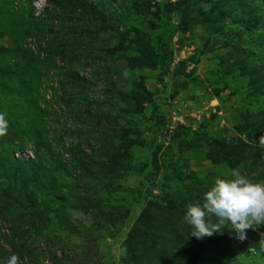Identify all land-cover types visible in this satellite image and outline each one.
Returning a JSON list of instances; mask_svg holds the SVG:
<instances>
[{
	"label": "rangeland",
	"instance_id": "1",
	"mask_svg": "<svg viewBox=\"0 0 264 264\" xmlns=\"http://www.w3.org/2000/svg\"><path fill=\"white\" fill-rule=\"evenodd\" d=\"M0 113L10 170L38 157L0 181V264H171L166 214L264 181V0H0ZM261 232L211 238L264 264ZM180 235L177 263L219 257Z\"/></svg>",
	"mask_w": 264,
	"mask_h": 264
},
{
	"label": "clouds",
	"instance_id": "2",
	"mask_svg": "<svg viewBox=\"0 0 264 264\" xmlns=\"http://www.w3.org/2000/svg\"><path fill=\"white\" fill-rule=\"evenodd\" d=\"M7 128V120L0 113V137L7 134ZM259 145L264 146V136L260 137ZM181 224L189 225L188 237L197 240L214 233L223 234L222 229L227 227L236 233L237 240L244 241L246 230L264 227V181L254 182L238 169L231 170L228 178L217 177L202 199L186 206ZM260 236L264 245V232ZM4 264H20V259L13 254Z\"/></svg>",
	"mask_w": 264,
	"mask_h": 264
},
{
	"label": "trees",
	"instance_id": "3",
	"mask_svg": "<svg viewBox=\"0 0 264 264\" xmlns=\"http://www.w3.org/2000/svg\"><path fill=\"white\" fill-rule=\"evenodd\" d=\"M94 14L101 18L102 19V15L94 12ZM249 17V16H248ZM250 23L253 22V23H256V21H254L253 19L252 20H249ZM254 25V24H253ZM241 56V55H239ZM37 158V160H35V162H28L26 161L27 163H23L21 164V162H18L16 163L15 167H17L18 170H10L12 167L10 165L7 164V162L3 159L2 157V154L0 153V168H1V171H0V181L2 183V185H6V184H14V185H19V184H23V181H25L26 179H33L35 178V175L36 172L35 171H29L27 170L28 166L32 165L33 163H37L38 162V157L35 156ZM26 170V175L24 174V171ZM4 172V173H3ZM3 174V175H2ZM2 178L5 179V182L2 180ZM28 194V190L25 191V194ZM18 192H15V193H12V194H9L11 197H9V200L13 201V202H21V200L18 199ZM18 200V201H17ZM54 200V199H53ZM55 202V200H54ZM46 207H49V209L45 208L44 212L45 213H49L50 212V208H52V205L50 204H45ZM186 208H183L181 207L180 210L176 211L175 214H170L168 212V214H166L163 219H162V223L163 224H166L167 225V222H171L172 221H175L176 223V227L175 228V231H171L170 234L167 235V238H159L161 240V244H160V247L163 248V250L167 253V256L169 259H171V264H186V262H190L189 260H194V259H191V256L189 253H187L185 251V248L182 249V254L181 256H179L180 258V261H178V263L176 262L175 260V255L174 253H176L174 251V249L172 248L173 245L175 244V240H183L185 239L184 237H182L180 234H183L184 232L189 234L190 231H191V228L189 225H182L181 222H182V219H183V216H184V213H185V210ZM173 211H175V209H173ZM26 214V213H24ZM24 214L22 215H19L21 216V218H26L28 216V214L26 216H24ZM161 228V227H160ZM161 231H162V228H161ZM175 239V240H174ZM197 243H200L201 246L202 245H209L211 247H215L217 248L219 251H220V254H219V257H214V258H211V259H204V257H200L199 260L197 261H193L192 264H243L242 261H240L239 259L236 260V261H233L231 260V258L235 257L236 253H237V248H230L228 249L229 247H226L224 244L227 243V240H225L224 238L222 237H217V236H213V238L211 237H206V239H201V240H195ZM187 246V245H186ZM185 246V247H186ZM231 247V246H230ZM232 250V251H230ZM177 254V253H176ZM179 254V253H178ZM252 261L254 260H248L247 263H251Z\"/></svg>",
	"mask_w": 264,
	"mask_h": 264
}]
</instances>
